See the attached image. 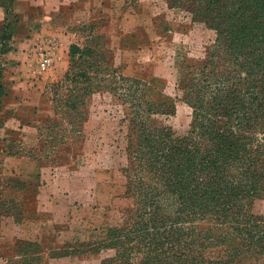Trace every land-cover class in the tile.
<instances>
[{
    "label": "rangeland",
    "instance_id": "374dc122",
    "mask_svg": "<svg viewBox=\"0 0 264 264\" xmlns=\"http://www.w3.org/2000/svg\"><path fill=\"white\" fill-rule=\"evenodd\" d=\"M151 13L163 47L142 52L146 60L140 64L146 68L150 56L163 58L162 70L152 79L121 71L118 64L107 66L105 37L95 24H86L74 29L71 43L75 59L72 68L69 66L70 71L86 72V76L67 81L63 71H57L58 75L56 71L40 72V78L46 80L44 96L54 107L52 118L37 129L8 121L7 98L13 94L0 88V128L5 127L0 134V264H49L54 258L67 259L69 264H103L116 255L115 248L129 250L127 240L135 234L131 244L137 250L132 258L114 264H142L145 240L147 247L156 243L153 235H144L150 219L158 231L174 232L185 226L184 241L195 242L184 257H193V264L220 260L241 264L234 253L247 247L249 231L257 232V216L240 217V212L236 216L247 231L233 229L236 219L232 216L224 223L216 222L219 217L209 218L206 209L188 216L180 193L168 186L163 167L182 141L205 143L210 150L205 152L208 159H215V152L226 145L213 142L219 125L234 124L254 146L264 144V118L253 119L244 113V109L264 104V0H153ZM51 63L47 62V68ZM112 68L117 71L109 72ZM41 69L46 70L42 65ZM61 83L73 91H85L83 101H68L77 103L88 117L81 125L84 136L73 133L55 116V105L61 103L65 91ZM93 89L95 92L87 93ZM219 102L228 110L239 111L227 116L216 109ZM134 109L149 119V132L156 140L154 153L144 154L151 156L144 159L136 146L142 143L137 136L139 127L127 121ZM198 142L195 144L200 146ZM10 154L25 157H7ZM34 154L42 158V162L37 159L40 166L27 157ZM185 162L183 165H191L186 172L191 177L188 184L199 194L182 200L196 201L195 206L205 208L200 197L207 199L210 193L199 191L196 182L194 169L201 168L199 158ZM224 164L207 163L208 174L218 171L224 175ZM42 179L54 181L57 187L42 194ZM199 179L205 181L203 173ZM211 182L213 177L208 185ZM225 192L218 193L222 199H226ZM49 195L62 202L55 204ZM242 199L248 200L247 208L252 207L249 214L264 215V191L260 197ZM209 228L215 230L211 236ZM110 233L121 236L114 239ZM162 242L165 248L177 246ZM244 264H260V260L253 255L245 258Z\"/></svg>",
    "mask_w": 264,
    "mask_h": 264
},
{
    "label": "crops",
    "instance_id": "0c3cea01",
    "mask_svg": "<svg viewBox=\"0 0 264 264\" xmlns=\"http://www.w3.org/2000/svg\"><path fill=\"white\" fill-rule=\"evenodd\" d=\"M152 4L153 0H0V88L13 94L7 98L8 121L37 129L53 117L54 107L44 96L46 80L40 78V72L66 74L72 34L79 25L95 24L101 29L111 51L110 59L121 66V71H131V75L146 80L157 76L163 68V58L150 56L146 68L140 64L146 60L142 52L163 47L151 13ZM44 56L52 61L46 70L41 69ZM4 129L0 128V134ZM27 157L41 165L37 158ZM39 187L43 194L57 185L42 179ZM54 196L49 195L55 204L62 202ZM65 200L73 202L71 198ZM66 260L54 258L49 264H69Z\"/></svg>",
    "mask_w": 264,
    "mask_h": 264
},
{
    "label": "trees",
    "instance_id": "16d2710c",
    "mask_svg": "<svg viewBox=\"0 0 264 264\" xmlns=\"http://www.w3.org/2000/svg\"><path fill=\"white\" fill-rule=\"evenodd\" d=\"M105 46L106 44L103 45L104 48ZM73 48L74 45L71 46L70 50V68H72L73 60L75 59ZM107 50L109 51V49ZM110 52L111 51L108 52L109 56L106 60H104V62L107 66H115L116 64L113 63L110 59ZM102 60L103 59L101 58L98 61L101 62ZM98 61L97 64L99 65V68H103L101 63H99ZM70 68L63 76V79L65 78L68 81L86 76V72L75 73L74 71H70ZM110 68L111 67H107V69ZM114 71L117 70L112 68V70L109 72ZM126 79H128L129 81L132 80V78ZM133 80L139 81L137 79ZM61 84L64 85V83ZM63 89L65 91H63L62 95L60 96L61 103H57L55 105V116L59 117V119L63 123L65 122V124H67V126L73 131V133H77L79 136H84L81 125L87 121L88 117L84 116L83 113L79 111L77 103H68V101H70L71 99H80L83 101L85 91H82L81 89L73 91L69 89L67 85H64ZM100 90L102 89L96 88V91ZM93 91L95 92V89L90 90V92L87 93L90 94L93 93ZM258 98L259 97H256V99ZM62 101H65V103H62ZM216 109L221 112L223 111V113L227 114V116L236 114L239 111L238 108H230V110H228L227 108L222 107L221 102L218 103V107ZM244 113L245 115L249 114L253 119L259 118L261 116L264 118V104L260 102L258 105L252 108L244 109ZM245 115L243 116L244 120L246 117ZM127 121H130L134 128L139 127V129L137 130V136L141 137L139 141H141L142 143H137L136 146H138L139 148V153H143L142 156L140 155V158L144 159L146 157H151L150 155H144L151 153L156 145V140L152 138V135L149 132L151 131V128L149 126V119L143 117V115L137 109H134L131 113V116L127 118ZM248 122H251L250 119L248 120ZM214 124L218 125L217 122H215ZM47 127L49 126L47 125ZM39 129L41 131L42 128L39 127ZM240 130L241 128L234 124L219 125L216 127V137L213 140L214 144L225 142L226 145L223 146L219 151L217 150L215 152L217 157L212 160L211 158L208 159L209 154H205L206 150H209L208 145H205V143L198 142L197 140H192L193 143H190V141L180 142V144L176 146V149L167 156L166 164L164 165L163 169L165 170V176L168 180V186L171 187L172 191H177L180 193L181 205L184 210L183 212H187L188 216L200 213L199 209H206V212L210 214L209 218L211 219H213L214 216L219 217L215 221H220L221 223L225 222V218L229 220V216H232L231 219L235 221L236 216H239L240 213V217L245 215L247 216V218H249L248 216H257V232L253 234L251 231H249L250 235H248V238L251 239L245 242L247 247L244 249H237L234 253V258L238 263L244 264L245 258H249V256L252 257L253 255H255L256 258L260 260V264H264V215H255L254 213L249 214L252 210V207H250V209L247 208L248 200L242 199H249V197L252 198L257 196L260 197L264 191V144L254 146V144H252L250 141V137L241 133ZM246 138L249 140V142L248 140H245ZM145 142L147 143L146 145H144ZM197 142L200 143V146L195 144ZM146 146H148L149 148L145 149ZM251 146H254L253 151H251ZM216 147L220 148L217 145ZM49 156L50 155H46V157ZM34 157L42 162L41 157H38L35 154ZM194 158H199L201 165V168L194 169L198 177L196 182H198V187L201 188V190L199 191H204V193L209 192L211 197V199L210 197L207 199H205L204 197H200V204H203L205 208L202 206H195L196 201L188 200L187 198L182 200V198L186 196H188V198L192 197L191 194H199V192H197V189L191 187L188 184V181L191 177L190 175H186V172L190 170L189 168L191 167V165H183L184 163H186L185 161H187L188 163H192V160ZM223 161L225 163L224 166L226 167V173H224V175H221L220 172L215 171L213 175L210 176L208 172L211 174V171L208 170L206 166L207 163L209 166H215L218 164L221 165ZM201 173H203L205 181L199 179ZM184 175H186L187 177L184 178ZM227 176L228 178L225 179ZM211 177H213L214 184L211 182L210 185H208ZM184 179L187 181L186 185L183 184V182L185 181ZM226 181H228V184L226 183ZM173 188H176V190H174ZM221 191H226L224 193V198L226 197V199H222L219 196L218 193H220ZM153 220L154 219H150V224H145L143 231L144 235H153L154 239H156V243L154 245L151 244L147 247L145 240L144 247L147 248V251H145V256L143 257V259H141L142 264H164L165 260L169 261L168 264H193L192 262L195 261L193 257H190L189 255L184 257L188 253V249H190V244L195 242V239L190 240L189 243H186V241H184L185 239H183L184 237L182 234L186 233V231L184 230L185 226L177 227V230H175L174 232H172L171 229L165 232L158 231L156 229L155 223L152 222ZM238 221L239 220L236 219V224H234L233 229H235L236 231L249 230L246 227H240V225L238 224L240 222ZM194 227L197 228L199 226L195 225ZM188 228L192 231L193 226L188 225ZM116 230L117 229H111L112 232ZM209 230V235L211 236V230H215L213 228H209ZM134 232L135 231H132L131 233ZM192 232L195 233V230H193ZM161 233L164 234L160 235ZM128 234L130 233H127L124 236H127ZM138 235L140 234L138 233ZM110 236L116 239L121 235L118 236L117 234L110 233ZM136 237L137 235L135 234L134 236L129 237V240H127L129 244V250L127 247H125L124 249L115 248L116 255L112 259L103 261V264H106V262H108L109 264H114L115 262H124V260L131 259L133 252L137 250L135 248V245L131 244L135 241L134 239ZM162 240H167L168 242L174 243L177 246L172 249L171 245H168L165 248L164 242H162ZM112 246L114 247L115 245L113 244ZM169 247L171 250H168ZM121 264L129 263L126 262ZM214 264L225 263L224 261L220 260L214 262Z\"/></svg>",
    "mask_w": 264,
    "mask_h": 264
},
{
    "label": "built area",
    "instance_id": "2783aa9c",
    "mask_svg": "<svg viewBox=\"0 0 264 264\" xmlns=\"http://www.w3.org/2000/svg\"><path fill=\"white\" fill-rule=\"evenodd\" d=\"M47 56H44L43 59H42V66H43V68L44 67L47 68V65H48L47 62L50 61L49 57H47Z\"/></svg>",
    "mask_w": 264,
    "mask_h": 264
}]
</instances>
